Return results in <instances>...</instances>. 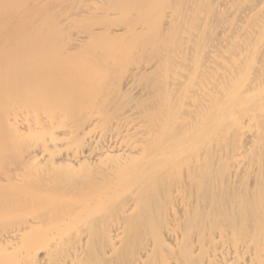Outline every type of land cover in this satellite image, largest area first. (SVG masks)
<instances>
[{
    "label": "bare ground",
    "instance_id": "bare-ground-1",
    "mask_svg": "<svg viewBox=\"0 0 264 264\" xmlns=\"http://www.w3.org/2000/svg\"><path fill=\"white\" fill-rule=\"evenodd\" d=\"M100 1L0 35V264H264V0Z\"/></svg>",
    "mask_w": 264,
    "mask_h": 264
},
{
    "label": "rangeland",
    "instance_id": "rangeland-1",
    "mask_svg": "<svg viewBox=\"0 0 264 264\" xmlns=\"http://www.w3.org/2000/svg\"><path fill=\"white\" fill-rule=\"evenodd\" d=\"M3 1H5L4 3H1L0 4V18H2V19H0V27H1V29H0V35H4V34H6V37H7V35H9V36H16V35H20V33L21 34H24V33H26V31L24 32L23 30V28H24V26L26 25V22L28 21L27 19H29V20H31V18L30 17H32V15H34L35 13V15L32 17V19L35 17L37 20H36V22H35V25H37L38 24V28H37V30H36V32H35V36H37V35H39V36H37V38L38 39H42L44 36H48L49 38H52V36L53 37H55L57 34H60L61 32H65V31H68V30H71L72 28H71V24H73L74 23V21H81V18H82V14H79V15H77V12L80 10L81 11V9L82 8H86L87 6H95V7H100V0H92V2H91V0H70V1H68V0H56L55 2H54V0L52 1V0H19V2H18V0H15V2H13L14 0H0V2H3ZM13 3H12V2ZM34 1H36V2H34ZM65 1V2H64ZM98 1V2H97ZM100 1V2H99ZM7 2V3H6ZM9 2V3H8ZM11 2V3H10ZM20 2H22V4L20 5ZM30 2V3H29ZM87 3V5L86 4H84V3ZM112 3V0H107V4H110V3ZM79 3V4H78ZM89 3V4H88ZM13 4V6H11ZM18 4V5H17ZM29 4V5H28ZM33 4V5H32ZM40 4H42L41 6H40ZM54 4V5H53ZM56 4V5H55ZM60 4H62L61 6H60ZM77 4V5H76ZM85 6H84V5ZM95 4V5H94ZM2 5V6H1ZM37 5V6H36ZM46 5V6H45ZM75 7H74V6ZM5 6V7H4ZM23 6V7H22ZM40 6V7H39ZM59 6V7H58ZM80 6H81V9H80ZM22 7V8H21ZM39 7V8H38ZM49 7V8H48ZM54 7V8H53ZM68 7H70V8H68ZM73 7V8H72ZM15 8V9H14ZM19 8V9H18ZM37 8H38V12H39V14H38V12H37ZM42 8V9H41ZM53 10H55L56 12L54 13V10L52 11L51 9ZM56 8V9H55ZM79 8V9H78ZM5 11H4V10ZM43 10V11H41V10ZM60 11H59V10ZM63 9V10H62ZM71 9V10H70ZM13 10V11H12ZM41 12H40V11ZM50 10V11H49ZM58 10V11H57ZM70 10V11H69ZM7 11V12H6ZM10 11H12L13 13H11ZM17 11V12H16ZM31 11V12H30ZM52 11V12H51ZM66 11V12H65ZM69 11V12H68ZM8 12H9V14H8ZM26 12H28V13H26ZM29 12H30V14H29ZM63 13V15H62V13ZM64 12H65V14H64ZM16 13V14H15ZM21 13H23V14H25L26 13V15H27V17H25V15H23L22 17H21ZM34 13V14H33ZM54 15H53V14ZM59 13H60V15H59ZM72 13V14H71ZM15 14V15H14ZM21 14V15H20ZM32 14V15H31ZM50 14V15H49ZM68 14V15H67ZM10 15H12V16H10ZM41 15V17H39ZM51 15H53V16H51ZM57 15V16H56ZM10 16V17H9ZM80 16V17H79ZM7 17V18H6ZM18 17H20L19 18V20H18ZM74 17V18H73ZM64 18V19H63ZM11 19V20H10ZM17 19V20H16ZM51 19V20H50ZM57 19V20H56ZM58 19H59V21H58ZM66 19V21H64ZM50 20V21H49ZM63 20V21H62ZM110 20V19H109ZM109 20H106L105 22H110ZM9 21V22H8ZM21 21V22H20ZM25 21V22H24ZM57 21H58V23H57ZM6 22V23H5ZM48 22H49V24H48ZM50 22H51V24H50ZM53 22V23H52ZM6 25H4V24ZM8 23V24H7ZM25 25H24V24ZM45 23V24H44ZM57 23V24H56ZM17 24V25H16ZM69 24V25H68ZM4 25V26H3ZM16 27H15V26ZM52 25H55L54 27L52 26ZM13 26V27H12ZM21 26V28H22V31H20L21 30V28L19 29V27ZM50 26V27H49ZM63 26V27H62ZM65 26V27H64ZM57 27V28H56ZM60 27V28H59ZM61 27H62V29H61ZM11 28H14V29H11ZM16 28V29H15ZM45 28V29H44ZM59 28V29H58ZM11 29V30H10ZM52 29V30H51ZM53 29H55V30H53ZM4 30V31H3ZM40 30V31H39ZM45 32H44V31ZM2 31V32H1ZM10 31H11V33H10ZM43 31V32H42ZM58 31V32H57ZM5 32V33H4ZM20 32V33H19ZM41 33V34H40ZM53 33H55V34H53ZM52 35V36H51ZM30 39H25V40H23L22 42H21V44H20V47H24V48H29V47H31L34 43L30 40ZM3 42V43H2ZM5 43H7V40H6V38H4V37H1L0 38V46L2 45V44H5ZM30 44V45H29ZM28 45V46H27Z\"/></svg>",
    "mask_w": 264,
    "mask_h": 264
}]
</instances>
